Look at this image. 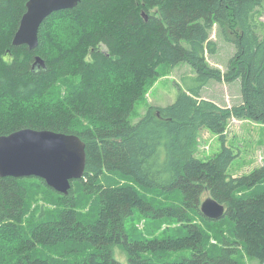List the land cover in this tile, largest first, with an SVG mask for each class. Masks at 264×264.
Here are the masks:
<instances>
[{
    "label": "trees",
    "instance_id": "obj_1",
    "mask_svg": "<svg viewBox=\"0 0 264 264\" xmlns=\"http://www.w3.org/2000/svg\"><path fill=\"white\" fill-rule=\"evenodd\" d=\"M28 1L0 0V136L24 128L77 134L87 165L67 195L39 177L0 175V264H121L115 246L130 264H242L241 250L264 264V165L233 176L238 155L225 135L232 118L264 124L263 0H81L45 19L35 49L13 44ZM214 31L236 47L222 76L208 61L219 50ZM37 56L45 66L34 67ZM181 63L197 74L176 101L132 122L160 67ZM214 79L239 80L240 103L201 99ZM204 129L222 139L208 159L198 156ZM33 181L51 206L31 209ZM206 196L225 205L222 219L203 215ZM137 210L175 220L184 236L132 238L127 224ZM224 221L234 240L222 236L211 248L204 227Z\"/></svg>",
    "mask_w": 264,
    "mask_h": 264
},
{
    "label": "rangeland",
    "instance_id": "obj_2",
    "mask_svg": "<svg viewBox=\"0 0 264 264\" xmlns=\"http://www.w3.org/2000/svg\"><path fill=\"white\" fill-rule=\"evenodd\" d=\"M260 20L264 23V0L263 5L260 8ZM213 39H216L219 43V50L216 55L208 57V61L211 66L221 70V76L227 71L228 63L231 57L235 54L236 47L233 43L226 41L223 37L214 31L212 35ZM62 46H69L71 41L67 39L63 42ZM161 76L156 82H154L147 90L144 97L137 103L136 109L131 116L132 122L136 123L143 117L148 109L154 105L167 106L176 101L180 91L185 88V79L187 76H196L197 71L193 66L188 63H181L174 68L169 66L160 67ZM224 78V77H222ZM236 80L235 82H227L226 80H211L208 85L202 91V98L215 102L220 107L231 108L235 104H239L241 101L240 85ZM10 108L13 109L14 105L11 104ZM227 137L226 146L232 147L235 153L238 155L232 163L229 172L235 176H242L250 173L255 168L264 165V124L253 121L251 119H238L232 118L228 122V126L225 132ZM222 148V139L220 136L213 132L204 129L201 133L198 156L201 159H208L219 153ZM113 179L120 180L118 174L111 175ZM119 177V178H118ZM35 197L32 202L31 209L36 205L46 204L51 206L46 201L49 198L48 191L45 190L43 185L38 181H33L29 185ZM264 186V184L262 185ZM252 189L241 191L239 196L248 194ZM146 198L151 200L152 195L146 193ZM206 195V194H205ZM207 198H203L204 200ZM160 199V198H159ZM162 199V198H161ZM163 200V199H162ZM203 200V201H204ZM157 203L159 200H155ZM88 209V208H87ZM86 209V210H87ZM127 227L132 234V238L142 234L143 237L152 238L158 237L163 239L164 235L184 236V229H181L175 220H165L159 222L153 219H147L138 210L135 215L128 219ZM204 229L208 232V245L211 248H219L221 246V237L225 236L230 240H234L231 233V226L227 221L220 224L219 227L212 230V227L206 225ZM161 253V251H158ZM184 254L191 255V251L187 250L183 253L175 252L172 256ZM115 258L121 264H130L129 256L127 252L121 246H115ZM146 256V253L143 254ZM3 257L0 254V258ZM240 260L242 264H259L255 259L249 258L244 250H241Z\"/></svg>",
    "mask_w": 264,
    "mask_h": 264
},
{
    "label": "water",
    "instance_id": "obj_3",
    "mask_svg": "<svg viewBox=\"0 0 264 264\" xmlns=\"http://www.w3.org/2000/svg\"><path fill=\"white\" fill-rule=\"evenodd\" d=\"M80 2L29 0L13 44L35 49L45 19L54 12L74 8ZM35 66H45L41 56L36 57ZM86 165V143L77 134L24 128L0 136V175L3 177H39L52 189L67 195L72 181L84 176ZM201 212L206 218L217 221L225 216L227 209L210 196L202 202Z\"/></svg>",
    "mask_w": 264,
    "mask_h": 264
}]
</instances>
